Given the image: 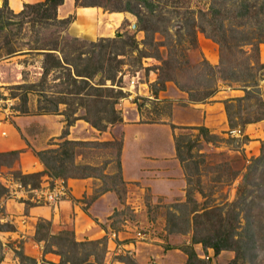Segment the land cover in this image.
I'll return each mask as SVG.
<instances>
[{
    "label": "rangeland",
    "instance_id": "obj_1",
    "mask_svg": "<svg viewBox=\"0 0 264 264\" xmlns=\"http://www.w3.org/2000/svg\"><path fill=\"white\" fill-rule=\"evenodd\" d=\"M24 1L15 13L0 0V120L18 117L26 143L16 155L24 173L13 157L11 170L0 166V264H264V115L254 120L264 112V0H152L147 31L112 12L113 0H74L72 10L66 0L56 10ZM84 2L100 9L77 11ZM58 58L66 63L55 68ZM177 84L212 93L193 104ZM46 151L67 153V177L48 175L37 156ZM33 170L39 177L11 195L12 174ZM60 180L59 200L28 192L49 184L59 194ZM104 193L112 208L95 220L103 230L84 231L87 207ZM64 201L70 208L47 219ZM32 207L33 231L24 216ZM219 236L230 249L217 255L194 243Z\"/></svg>",
    "mask_w": 264,
    "mask_h": 264
},
{
    "label": "trees",
    "instance_id": "obj_2",
    "mask_svg": "<svg viewBox=\"0 0 264 264\" xmlns=\"http://www.w3.org/2000/svg\"><path fill=\"white\" fill-rule=\"evenodd\" d=\"M62 1L63 0H46V2H48V4H51L53 7H55V10H56V6L60 5L62 3ZM109 1H111V0H109ZM111 3H113V5L115 7L114 9H111V11L113 10L112 12H114V13L128 12V13L134 15L138 19V21L140 22V24H141L140 30L141 31H147L146 25L143 24V22H142V20L144 18V12L142 10H147L148 13L153 12L154 11V9H153L154 8V4H153L152 0H113V2H111ZM83 4H86V3L84 2ZM87 5H90V4L87 3L85 6H87ZM4 6H6L5 3H4ZM92 6H98V7H100L99 4H94V3H93ZM139 10H141L142 12L139 11ZM215 13H218V11H215ZM240 15H243V14L240 13ZM53 18L55 19V11H54ZM213 20H215V19H211L210 22H213ZM127 45L128 44L126 42H124L120 46L121 49L117 51V55L118 56L119 55L124 56L127 53V50H124L125 46H127ZM51 50H56V49H51ZM49 55H53V54L50 53ZM46 57H48V53L46 54ZM62 62L64 64L66 63L64 61V59L62 60V59L58 58L56 60V62H55V66L54 67L55 68L61 67L63 65ZM164 64H165V62H164ZM43 70L44 71H47V66H43ZM158 70H162V68H159ZM163 75L164 74H162L160 76V79H162L163 81L160 80V82L161 81L162 82L160 84L159 91H160V89H163V85H164L163 82H164L165 79H167V77H164ZM77 76H79V77H83V76L88 77L87 75H81V74H77ZM178 86H179V88L181 90H185V92L189 94L190 100L192 102H195V103L196 102L204 101L205 98L207 99V97H209V94L212 93V90H209V88H206V89H204V92L202 93V96L200 98L199 96H197V97L194 96V94H192L191 89L186 88V87L184 88L183 86H180V84ZM105 89H107V88H105ZM104 94H106V93H104ZM68 96H70V95H68ZM65 101H66L65 98H59L58 100L55 101L56 103L53 105V108L56 110L57 109V105L65 102ZM263 115H264V112H260L255 117L254 120L255 121L262 120L263 119ZM191 129H195V128H191ZM198 130L200 131V133L201 132L203 133V135H204V137H205V139H206L207 142H210V141H212L215 138V135L210 134V132H208L204 128H199ZM64 144H67V142H64ZM177 148L179 149L178 145H177ZM180 148H182L181 145H180ZM189 148H186V149L189 150ZM179 150L178 151L176 150V151L179 154V156H181L180 154H182V153ZM45 153H47V154L45 155ZM49 153H50V155H49ZM54 153H55V151H54ZM17 154H18V151H10V152H6V153H0V166H5V167L10 168L12 165H10V163H6L5 162L6 161L5 158L8 160L9 158H12L13 157V159H14ZM65 154H67V153L64 151L62 153V155L60 156V158H59L57 155L53 156L52 155V152L46 151L44 153L43 152L42 153H38L37 156H38L39 160L41 161V163L45 166V168L48 171H54V174L48 172V175L49 176L54 177V178H62V177L65 178V177H67V175L64 174V172L62 173V171L64 169V167H63V164L64 163L62 162V159L65 158ZM182 158L183 157H179L178 158L179 159V162L181 161ZM61 163H62V166H61ZM57 165H58V167H56ZM56 168L60 169V171L59 172L56 171ZM12 176H13V178L15 180L21 182L22 184L27 185L26 183H24V181L22 182L23 179H25L28 176L29 177H39V174L35 173V174H30V175H20V176H17V173H14V174H12ZM83 177H85V176H83ZM32 187H38V185L35 186V185L32 184ZM194 212H192V213H194ZM46 224L49 225V223H46ZM196 224H198V222H196ZM46 231L47 230L45 228L42 229V224H39L37 226V228H36V234H35L36 237H35V239L36 240H39V241L45 240L46 239V236H43V235L48 234V233H45ZM60 237L67 238L69 240V244L71 246H75V247L76 246H83V243H80V242L75 241L74 240V237L71 234L67 233V232H63V234H61ZM51 239H53V237ZM225 239H226L225 236L224 237L219 236L214 241H206V239H204V238H199V239L196 238L194 243L199 242L200 244L203 245L204 248H206V249L207 248H211L213 250L214 254L217 255L221 250L230 249V247H229L230 242L227 243L228 240H225ZM60 254L61 253L59 252L58 255H60ZM191 255L194 256V254H192V253H191Z\"/></svg>",
    "mask_w": 264,
    "mask_h": 264
},
{
    "label": "crops",
    "instance_id": "obj_3",
    "mask_svg": "<svg viewBox=\"0 0 264 264\" xmlns=\"http://www.w3.org/2000/svg\"><path fill=\"white\" fill-rule=\"evenodd\" d=\"M7 1H8V6H9L10 10H12L15 13L21 12L22 9H23V4L24 3H27L24 0H7ZM33 1L36 2V1H41V0H33ZM66 1H68V4H66L67 7H68L67 10H70V9L72 10L73 9L72 8L73 7L72 5L74 4V0H66ZM12 5H16V7L13 8ZM64 5L65 4H63L62 6H64ZM99 9L100 8L98 6L96 7V6H92V5H87L85 7L77 8V11L78 10H82L81 12L83 13L86 10L87 11L88 10L89 11L90 10H92V11L94 10L95 11V10H99ZM67 14L68 13H66L65 15H67ZM193 104H198V103L196 102V103H193ZM190 105H192V104H190ZM201 112H203V110ZM18 119H19L18 117H16L15 119H13L14 122H10L9 120H0V153H6V152H10V151H19V150L24 149V147H26L25 139H23V133H22L24 131L23 130V126H22V123H20ZM159 147H160V145H159ZM123 155H125V152L123 153ZM16 160L17 161H15L14 166L11 167V168L12 169H19L20 168L21 171L24 173L23 169H24V167L26 165L25 159L22 158V156L20 155L19 156V161H18V156H17ZM37 162L39 163L38 160H37ZM149 162L146 163V164L149 165L150 164ZM1 167H3V166H1ZM132 167H133V165H132ZM6 169H7V167H6ZM8 169H10V168H8ZM38 171H40V170H33V172H35V173L38 172ZM1 177H0V181H2L1 182V185L4 186L3 185V182H5V179L3 178V176H1ZM66 185H67V187H69V184L68 183H66L65 186ZM108 201H109L108 200V195L104 193V194H101V195L97 196V198H95L94 201H92L90 203V205H89L90 207H87V211L91 210L90 211L91 212L90 214H93L92 217L91 216L89 217V223H91L92 225L91 226L89 225V230L85 229L84 231H89V232L91 231L90 233H92V234H98L100 231L103 230L100 227V225H97L95 223V220L98 219L99 222L102 220L100 223H102V222L104 223V221H107V218L110 215L109 214V210H110V207H111L110 206V203ZM64 204H65L66 207L68 206L67 202L64 201V202H61L60 205L57 207V209L53 210L52 212H51V210H52L51 208H50V211L48 209V211H47L48 212V216H47L48 218L47 219L52 218V217H54L52 219H55V216H57L58 214H60V211L61 210H59V209H61V208L63 209L64 208ZM5 206H6V204H5ZM68 207L70 208V205ZM91 207L94 208V209L92 210ZM76 209H77V206L74 205V208H73L74 212L76 211ZM78 209L83 213V211H82V209L80 207H78ZM36 210H38V208L32 207V208L29 209V213H28V211H25L24 212L25 213L24 216L28 220L31 221V223H28L29 224V227H31V231H33L34 230V227H35V226H33V222H36V220H37V217L33 216V214H34V212ZM54 211H56V212H54ZM43 213H45V212H43ZM61 214H62V211H61ZM45 215H47V213H45ZM8 221L10 222L11 220L8 219ZM53 223H54V220H53ZM84 224H86V223L84 222ZM97 227L99 228V230L97 229ZM76 239L77 238H75V240ZM208 255H209V252H208Z\"/></svg>",
    "mask_w": 264,
    "mask_h": 264
},
{
    "label": "built area",
    "instance_id": "obj_4",
    "mask_svg": "<svg viewBox=\"0 0 264 264\" xmlns=\"http://www.w3.org/2000/svg\"><path fill=\"white\" fill-rule=\"evenodd\" d=\"M46 180V179H45ZM61 181V180H60ZM63 181H61V185H58L57 187H58V191H59V194H57V193H55L57 190L55 189V187L54 186H50L49 184L47 185L48 186V188H50V189H52V191H50L49 189L45 192V190L43 191V190H34L33 191V188L32 189H30V190H28V192L29 193H36V194H38L39 193V195L44 199V200H47L48 202L50 201V202H53V201H55V200H59L60 198H61V196L63 195V197H64V194H65V192H64V187H63ZM5 187V186H4ZM14 190H11L10 189V194L12 195L14 192H17V191H19V192H21L20 190H21V188H22V186H21V184H20V182L19 181H17L16 180V182L14 183ZM5 188H7V187H5ZM38 188V187H37ZM20 189V190H19ZM21 193H23L24 194V192H21ZM54 193V195H52ZM62 200H63V198H62ZM203 259H208V255H206V256H204V254H203Z\"/></svg>",
    "mask_w": 264,
    "mask_h": 264
}]
</instances>
